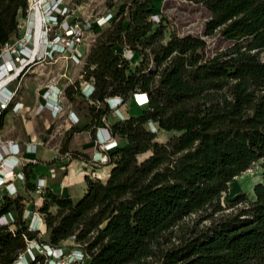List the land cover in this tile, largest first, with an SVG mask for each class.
<instances>
[{"label":"trees","instance_id":"1","mask_svg":"<svg viewBox=\"0 0 264 264\" xmlns=\"http://www.w3.org/2000/svg\"><path fill=\"white\" fill-rule=\"evenodd\" d=\"M197 1L210 13L202 35L168 30L164 16L151 21L152 0L117 7L115 15L123 12L125 21L90 56L107 65L91 96L100 105L79 101L86 117L70 132H92L109 110L107 95L125 99L142 91L147 102L137 114L107 120L118 140L107 151V178L85 174L75 198L44 189L43 236L26 226L27 195H1L0 215L11 212L14 219L0 224V264H12L31 239L67 254L73 249L63 244L68 238L79 252L70 264H264V181L253 187V199L230 198V205L246 202L237 211L213 216L224 210L221 198L241 172L256 160L264 168V0ZM26 7V0H0V54L20 35ZM216 33L229 45L209 54L205 35ZM113 44L145 55L147 64L124 75L125 59L120 54L116 64ZM74 91L65 89L70 100ZM149 121L175 133L158 141ZM70 155L88 159L79 151ZM23 172L25 190L34 189L30 169ZM192 213L210 223L185 226ZM47 258L34 250L27 264H47Z\"/></svg>","mask_w":264,"mask_h":264},{"label":"built area","instance_id":"2","mask_svg":"<svg viewBox=\"0 0 264 264\" xmlns=\"http://www.w3.org/2000/svg\"><path fill=\"white\" fill-rule=\"evenodd\" d=\"M27 7L26 12L23 17V32L16 37L15 41V50L11 47V40L6 42L0 54V78L4 76L13 75V77L24 68L25 64L33 61L40 62L43 57L54 58L56 60L58 57H64L68 59L72 64H84V40L86 37V31L91 27H104L105 25L111 23V21L117 18L116 10L112 8H107L104 12L96 15L92 21H86L82 23L81 11L80 15H76L75 10L81 8L80 3H73L71 0H26ZM163 16L158 12H152L149 19L154 22H158ZM20 22V21H19ZM38 23V30L40 37L36 39V28ZM20 27V23H19ZM122 57L124 59H130L133 57L134 51L122 45ZM34 51L33 57L31 56ZM81 75V80L79 87L76 88L74 94H78V97L88 100L89 102L95 101L97 106L100 105L98 100H94L92 96L95 90V82L90 78L89 80ZM11 77L10 80L13 79ZM68 79V78H67ZM10 80L3 84L0 88V118L3 121V116L6 111H19L25 109L29 111L32 109L29 106H24L21 101L14 99V92L11 89H8L7 84L10 83ZM53 82H50L45 85L42 90L41 97L45 98V101L42 104H39L35 109H32L33 113H38L43 107L49 109L50 113L56 117L59 116L60 112L64 111L63 99L65 98V89L72 83L67 82L66 84L58 85L55 79ZM131 97L134 99L136 104L142 105L147 102V95L142 91L132 92ZM123 101L122 96L111 95L105 98L106 105L108 109L111 110L114 108L115 112L118 114L119 119H123L124 116L117 111V105L121 104ZM4 110V113L2 111ZM108 110V111H109ZM67 120L70 122L64 125V129H69L75 126L76 122L79 120L78 116L72 111H67ZM103 124L94 127L95 129V144L98 145L100 151L95 152L97 156H92L91 161H97L99 156H106L107 151L117 146V138L114 136L110 129L107 128V120H105V115H102L101 121ZM148 127L152 131H156V125L149 121ZM36 143L28 142L24 148H22L16 141L13 139H2L0 137V197L2 194L13 197L16 193L21 192L19 187L16 185V181H19L20 185L25 190V175L24 168L29 165V162H34V158L25 157V151L37 150ZM46 149V147L44 148ZM45 158V157H44ZM29 161V162H28ZM86 163L90 162V158L83 160ZM26 165V166H25ZM110 169V166H109ZM108 169V171H109ZM108 174V173H107ZM91 177V176H90ZM95 177L101 178L98 175ZM102 179V178H101ZM60 187H67L69 185L65 175L61 176V181L59 183ZM48 187L46 186V180L43 177H37L34 183V189L29 190L33 192L35 199L32 204L30 203L28 207L26 205L29 203V198L25 201L23 208V218L26 221V226L28 229L38 230L39 235L41 230L46 231L44 223V213L39 211V206L43 202V191ZM51 189V188H50ZM26 191V190H25ZM29 191H26L29 194ZM24 194V193H23ZM61 194V193H60ZM13 214L7 212L0 215V224L11 223L13 221ZM26 247L24 251L20 252L15 261L12 264H27V257H31V253L34 250L47 251L48 255H52L60 248H53L49 245L40 246L35 239L26 240ZM78 250H73V252ZM71 255V253H67ZM65 254V255H67ZM48 256V259L50 257ZM76 258V260H78ZM52 260V259H50ZM75 261V260H74ZM73 262V261H71ZM47 264H56L55 261H49Z\"/></svg>","mask_w":264,"mask_h":264},{"label":"rangeland","instance_id":"3","mask_svg":"<svg viewBox=\"0 0 264 264\" xmlns=\"http://www.w3.org/2000/svg\"><path fill=\"white\" fill-rule=\"evenodd\" d=\"M72 4L80 3L81 8L78 10H75L76 15L82 16V23L86 21H92L96 15L104 12L107 8H112L114 11L117 9V7L122 2H127L130 0H71ZM154 8L157 10L155 12H158L159 14H162L164 16V23L166 25V29L175 30L179 34H186L188 32H192L194 34L202 35L203 34V27L205 24L206 19L209 17L210 13L206 6L201 2H198L197 0H152ZM125 16L123 12H121L117 18H115L111 23L105 25L104 27H91L88 31H86V37L84 40L83 50H84V64L79 65L81 68L79 69V73H77L76 66L71 67L69 65V60L65 59L64 57H58L56 60L54 58L49 57H43L40 62H29L25 64L24 68L20 70L18 74H16L12 80H10V83L7 84L8 89H11L14 92V99H18L22 102H27L26 100L31 99L30 97L34 96V92L36 88L38 87L39 92L42 90V88L45 87L46 84L53 82L55 79L59 82V84H66L67 82L72 83L73 90L76 92V88L79 87L81 75L85 77L86 79L92 78L95 82V76L100 73H106V66L104 64H101L98 60H93L90 56L93 50V47L100 44H105L110 41L113 33V26L117 23V21L122 20V23L125 21ZM20 27H19V34L23 32L24 28L23 25V18H20ZM206 39L209 43V54L213 53L214 51H219L220 49L226 48L229 45V41L222 38V36L219 33L213 34L211 36H206ZM16 37L11 39V47L14 48L16 45L14 44L16 41ZM113 55L115 57H118V61L116 64L118 66L121 65L119 56L122 52L119 53V51H122V47L118 44H113L111 46ZM146 65L147 59L145 55L133 54V57L130 59H125V63H122V66H120V69L123 70L124 75L128 74L129 72L133 71L135 66L138 65ZM69 65V66H68ZM65 69V74L61 73L60 70ZM79 75H77V74ZM68 78V79H67ZM79 81H78V80ZM57 82V83H58ZM58 84V85H59ZM71 85V84H69ZM75 85V87H74ZM111 95H117L121 96L120 94H110ZM75 97V103L69 99L65 95V102H64V112L66 114L56 116L54 121L51 125L52 131L44 130L43 133H40L39 136L41 138L48 137V134L52 132L53 136L49 140L50 144L57 145L58 148L60 147V142L65 136V130L62 129L64 125L69 123L70 121L67 120V111L70 110V108L75 107L79 101L82 103H86L87 100L82 99L78 97V94H74ZM117 111L120 112L122 115H129V114H137L139 113L140 105L138 106L134 99L131 96H127L125 99H123L122 103L117 105ZM115 108V107H114ZM114 108L112 107L111 110L107 111V114H105V120H113L115 118H118L117 112H115ZM31 113H33L32 109L29 110ZM29 111H27L29 113ZM26 112V113H27ZM26 113L24 114L25 119H27ZM3 121L0 126V137L2 139H9L7 136L10 134L11 131H9V125ZM80 122L78 120L76 123ZM38 124V123H37ZM103 123L100 122L98 126H101ZM148 126V125H147ZM175 131H166L164 129L156 128V140L158 141H165L168 139ZM90 139V137H89ZM44 140V139H43ZM118 141V140H117ZM37 146V145H36ZM100 149L98 145L95 144V141L93 140L92 146H90V161L92 159V156L95 152H99ZM60 153V152H59ZM58 157H62L63 160L66 162L63 165V168L67 167V164L71 163L73 160H75L72 156L69 154H59ZM29 162V161H28ZM79 162V161H78ZM262 160H256L254 163L250 166V168L244 170L237 176L232 182L231 186L229 185V192L224 193L221 198V204L225 206L223 211L216 212L213 214L214 217H220L224 213L237 211L240 207L244 206L246 204L245 201H240V203L235 205H230V198L235 197L241 193H245L248 199L254 198V186L257 182L264 181V168L261 165ZM26 166V165H25ZM109 164L107 161L106 156H99V159L97 161H91L85 162L84 165H80L81 168L85 171V174H88L92 178L98 175L101 177V173L106 172V170L109 169ZM60 172L62 171L59 170ZM84 174V175H85ZM102 178V177H101ZM103 179V178H102ZM20 191L27 195L29 198L28 205L35 199L36 195H30L28 194L22 185L18 186ZM1 191V190H0ZM75 196V195H74ZM210 211V210H209ZM200 215L197 213H192V215L186 217L183 221L185 226L192 227L194 224H198L199 227H204L210 223V218L208 219H200ZM179 228V227H178ZM40 235L43 236L44 232L41 230ZM63 244L67 247L73 248L68 250L69 254L71 255H65L60 254L59 250L53 253L52 255H48L47 251H41L46 258L49 256L50 259L55 261L56 264H70L71 261L76 260L78 258L77 252H73L74 249V242L70 238L63 240ZM48 259V258H47ZM46 259V260H47ZM48 259L47 262L52 261Z\"/></svg>","mask_w":264,"mask_h":264},{"label":"crops","instance_id":"4","mask_svg":"<svg viewBox=\"0 0 264 264\" xmlns=\"http://www.w3.org/2000/svg\"><path fill=\"white\" fill-rule=\"evenodd\" d=\"M69 65L73 68L76 66V69H78L77 73H79V69L81 68L79 65L74 63L72 64L71 62H69ZM60 72L64 73L65 69L63 68L60 70ZM57 84H59V82ZM43 89L44 88H42V90ZM42 90L39 92L37 87L34 92V96L30 97L31 99L26 100L27 102L21 101L23 105H27L32 109H35L39 104H42L45 101V98L41 97ZM64 99L62 100L63 103L65 102ZM71 101L74 102L75 98ZM70 111L78 116L80 122H82L86 117V109L80 107L79 104L73 108H70ZM25 113V109H21L19 111L8 110L4 114L6 116L4 117V122L9 125V131H11L7 138L16 141L22 148H24L28 142L37 144L36 152L25 151L23 153L25 157L35 159L34 162H29V165L25 168L26 170L30 169L29 179L35 183L37 177H43L46 180V186L57 193L68 194L73 198L81 195L85 188V171L80 167V165L82 166L85 164V161H83L84 159L73 157L75 160L67 164L66 168H63L62 164H65L66 162L62 157L59 158L57 155L59 152L61 154L70 155L71 151H79L86 154L87 157L90 158V146H92L95 137V129L92 132H89L87 129L70 132L69 129H64L63 127L62 129H64L66 133L60 142V147L64 144L66 149L62 150L60 147L58 148L57 145L49 143V140L53 136L52 132L48 134V137L41 138L39 136V134L43 133L44 130L52 131L50 124H52L56 117L50 113L49 109L43 107L38 113H31L29 111V113H26L28 116L27 119L24 117ZM59 114L61 116L66 113L64 112V114H62V112H60ZM45 147L46 149H44ZM95 155L97 156V153H95ZM61 168L62 171L60 172L59 170H61ZM107 173L108 170H106L104 173H101V177L103 179L107 178ZM62 175L66 176L69 183L67 187L63 188H61L59 185ZM16 185H20L19 181H16ZM29 194L33 195V192L29 191Z\"/></svg>","mask_w":264,"mask_h":264},{"label":"bare ground","instance_id":"5","mask_svg":"<svg viewBox=\"0 0 264 264\" xmlns=\"http://www.w3.org/2000/svg\"><path fill=\"white\" fill-rule=\"evenodd\" d=\"M35 34H36V39L38 40L40 37L39 30H38V23H37V28H36ZM33 53H34V51L31 54L32 57L34 55ZM11 77H13V75H9V76L7 75V76L0 78V88L3 84H6V82H8L11 79Z\"/></svg>","mask_w":264,"mask_h":264}]
</instances>
